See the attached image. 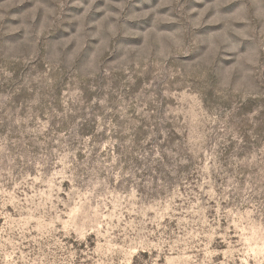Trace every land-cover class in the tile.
<instances>
[{"label":"rangeland","instance_id":"1","mask_svg":"<svg viewBox=\"0 0 264 264\" xmlns=\"http://www.w3.org/2000/svg\"><path fill=\"white\" fill-rule=\"evenodd\" d=\"M0 264H264V0H0Z\"/></svg>","mask_w":264,"mask_h":264}]
</instances>
